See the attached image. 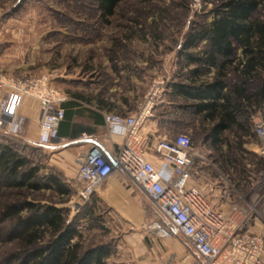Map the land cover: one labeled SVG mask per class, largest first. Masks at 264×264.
I'll return each instance as SVG.
<instances>
[{
    "label": "rangeland",
    "instance_id": "rangeland-1",
    "mask_svg": "<svg viewBox=\"0 0 264 264\" xmlns=\"http://www.w3.org/2000/svg\"><path fill=\"white\" fill-rule=\"evenodd\" d=\"M211 8L209 0H121L112 15L102 18L91 0H0V74L24 78L49 73L53 86L64 92L67 99L88 100L90 92L98 91L104 96L105 90L121 77L119 74L125 78L127 74L134 75L137 59L145 61L146 92L157 76L165 77L167 84L185 82L188 72L183 55L201 49L205 42L184 51V37L198 24L211 20ZM114 66L118 67L116 73ZM238 81L231 72L227 92H232ZM120 83L117 79V85ZM259 110L264 114L262 106L249 108L245 134L235 127L229 128L216 143L207 136L212 122L202 121L192 110L179 111L176 116L182 123L173 124V98L167 88L153 116L160 117V112H164L160 138L188 135L193 148L209 162L203 168L208 178L217 180V186L225 180L231 183V198L243 203L260 199L264 191V186L255 187L264 161L257 153L259 142L251 124V116ZM23 135L13 136L0 129V138L16 142L19 150L38 167L39 175L55 174L68 188L67 194L51 189L28 191L27 198L63 209L68 221L77 218L81 235L85 233L88 241H95L97 234L103 235L104 231L91 228L86 216V206L94 195L82 202L77 195L76 176H65L51 163L50 152L31 145ZM104 209L95 208V217ZM146 209L149 220L156 219L153 208ZM256 210L257 220L251 230L264 235V199L258 201ZM175 236L181 240L179 235ZM182 246L187 259L178 257L177 264H197L189 248ZM18 249L15 239L5 241L0 245L1 259Z\"/></svg>",
    "mask_w": 264,
    "mask_h": 264
},
{
    "label": "built area",
    "instance_id": "built-area-1",
    "mask_svg": "<svg viewBox=\"0 0 264 264\" xmlns=\"http://www.w3.org/2000/svg\"><path fill=\"white\" fill-rule=\"evenodd\" d=\"M166 88L165 77L157 76L135 111L103 114L108 131L122 138L111 157L96 139L82 135L89 145L76 171L78 197L87 202L112 172H121L144 193L155 212L156 219L143 224L147 233L163 238L179 235L197 264H264V235L251 230L264 191L256 201L239 203L231 198L232 184L225 180L218 186L220 202L214 203L193 183L199 168L209 162L193 148L191 138L178 134L151 140L144 133L143 126L163 101ZM24 98L37 103L35 139L29 138L30 122L20 114ZM66 100L49 73L24 78L0 74V129L13 136L23 133L35 147L51 145L58 138ZM251 122L259 142L257 153L264 161L262 113H255ZM258 177L257 188L264 186V169Z\"/></svg>",
    "mask_w": 264,
    "mask_h": 264
},
{
    "label": "trees",
    "instance_id": "trees-1",
    "mask_svg": "<svg viewBox=\"0 0 264 264\" xmlns=\"http://www.w3.org/2000/svg\"><path fill=\"white\" fill-rule=\"evenodd\" d=\"M91 1L104 18L113 14L121 0ZM209 1L211 20L188 31L182 45L186 51L205 42L201 49L183 55L186 64L195 65L190 72L191 84L173 81L167 90L173 98V124L182 123L176 114L186 111V99L193 98L190 109L202 121L212 122L207 136L216 143L229 128L246 133L250 107L264 109V0ZM210 68L215 72L212 80L201 79ZM231 72L239 81L227 92ZM163 114L159 117L162 123ZM66 115L64 108L58 133ZM42 189L68 193L55 174L39 175L38 167L16 142L0 138V245L12 239L19 245L6 259L0 257V264H106L110 244L84 247L77 218L68 221L63 209L27 198L28 191ZM94 210L86 206L89 221L97 219Z\"/></svg>",
    "mask_w": 264,
    "mask_h": 264
},
{
    "label": "crops",
    "instance_id": "crops-1",
    "mask_svg": "<svg viewBox=\"0 0 264 264\" xmlns=\"http://www.w3.org/2000/svg\"><path fill=\"white\" fill-rule=\"evenodd\" d=\"M144 67L145 61L137 59L136 73L129 76L128 72L124 71L127 78L119 74L121 77L117 76L119 78L114 80L112 88L105 90L104 96L94 91L90 92L89 100L81 97L80 99L68 98L63 103L67 115L58 133V138L53 144L42 147V149L51 153V163H55L58 170L65 176H76L78 163L86 154L89 141L82 138L83 134L96 139L108 157H111L117 149L122 138L108 131L103 114L118 112L125 115L136 110L146 93ZM194 67L193 63L186 64L188 78L185 83L187 85L191 84L190 72ZM117 70L118 67L114 66L115 73ZM214 73V69L210 68L208 72L201 75V79L211 81ZM206 74L209 78H206ZM117 79L121 80L118 85ZM194 102L193 98L186 99V111L191 110L190 105ZM20 114L30 122L29 138H37L38 108L36 101L24 98ZM162 125L159 117L154 115L143 126V131L149 138L156 140L161 137ZM203 168L205 166L196 172L193 183L214 203H217L219 199L218 182L209 179ZM93 195L88 205L92 208L103 206L105 209L103 213H98L97 219H90L91 228H95V231L101 229L104 234H97L95 241H88L89 238L84 233L81 235L80 242L84 247L98 243L110 244L111 251L104 259L106 264H177L178 257L183 256V261L187 259L182 239L176 236L159 237L143 229V224L149 221L146 207L151 206L150 201L123 173L112 172L96 188Z\"/></svg>",
    "mask_w": 264,
    "mask_h": 264
}]
</instances>
